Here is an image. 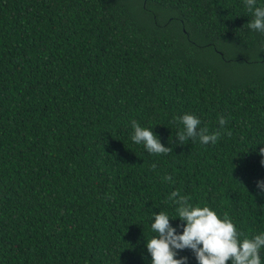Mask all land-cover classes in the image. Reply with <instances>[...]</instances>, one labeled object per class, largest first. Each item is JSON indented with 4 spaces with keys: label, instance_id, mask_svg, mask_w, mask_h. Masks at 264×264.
Instances as JSON below:
<instances>
[{
    "label": "trees",
    "instance_id": "16d2710c",
    "mask_svg": "<svg viewBox=\"0 0 264 264\" xmlns=\"http://www.w3.org/2000/svg\"><path fill=\"white\" fill-rule=\"evenodd\" d=\"M248 19L243 0H0V264H149L172 191L264 231V33ZM185 113L218 141L177 144ZM132 121L170 151L134 144Z\"/></svg>",
    "mask_w": 264,
    "mask_h": 264
},
{
    "label": "clouds",
    "instance_id": "9594fccd",
    "mask_svg": "<svg viewBox=\"0 0 264 264\" xmlns=\"http://www.w3.org/2000/svg\"><path fill=\"white\" fill-rule=\"evenodd\" d=\"M243 2L247 13L251 14L246 23L249 30L264 33V0ZM175 119L182 125L176 134L177 144L197 140L203 145L215 144L221 135L219 129L209 133L206 127H201V119L194 113H185ZM225 124V117L220 116V128ZM131 128V141L142 145L147 153L161 155L170 151L153 128L141 126L136 121L131 122ZM257 145H264V142ZM259 152L264 156V147H260ZM261 163L264 164V160ZM162 179L171 182L172 176L164 175ZM256 188L255 195L264 198V178L256 181ZM168 199L175 206L174 212H154L150 216L151 238L144 236L151 257L149 264H187V256L178 257V251L184 249L192 251L197 264H229V261L230 264H264V231L246 236L227 213L220 215L208 205L194 204L179 191H172ZM177 218L181 224L174 226L170 221Z\"/></svg>",
    "mask_w": 264,
    "mask_h": 264
}]
</instances>
